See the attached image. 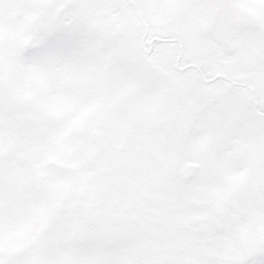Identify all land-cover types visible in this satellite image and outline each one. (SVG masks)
Instances as JSON below:
<instances>
[{
	"label": "snow or ice",
	"instance_id": "6c2138e0",
	"mask_svg": "<svg viewBox=\"0 0 264 264\" xmlns=\"http://www.w3.org/2000/svg\"><path fill=\"white\" fill-rule=\"evenodd\" d=\"M0 264H264V0H0Z\"/></svg>",
	"mask_w": 264,
	"mask_h": 264
}]
</instances>
